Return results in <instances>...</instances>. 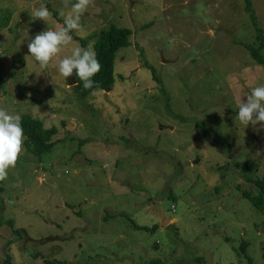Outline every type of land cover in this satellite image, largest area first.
<instances>
[{
    "label": "rangeland",
    "instance_id": "rangeland-1",
    "mask_svg": "<svg viewBox=\"0 0 264 264\" xmlns=\"http://www.w3.org/2000/svg\"><path fill=\"white\" fill-rule=\"evenodd\" d=\"M41 6L48 24L31 18ZM62 8L0 0V107L59 130L42 158L23 142L0 182L1 264H15L12 244L20 264H264V213L243 196L264 178V129L234 119L264 85L246 0H93L41 70L27 43L62 26ZM253 8L264 36V0ZM111 25L130 30L115 83L81 100L57 63L77 45L96 51Z\"/></svg>",
    "mask_w": 264,
    "mask_h": 264
},
{
    "label": "clouds",
    "instance_id": "clouds-1",
    "mask_svg": "<svg viewBox=\"0 0 264 264\" xmlns=\"http://www.w3.org/2000/svg\"><path fill=\"white\" fill-rule=\"evenodd\" d=\"M93 0H63L64 8L59 10L63 25L38 32L27 43L28 55L35 59L41 70L47 69L63 48L71 44V32L80 29L81 16L88 10ZM70 6V7H69ZM64 9H69L65 13ZM33 21L42 20L48 24L51 13L47 7L41 6L30 13ZM102 65L93 47L74 46L70 54L59 59L57 71L61 77H79L85 89L96 86L94 77L101 71ZM43 72H37L39 77ZM31 95V94H29ZM235 122L257 131L264 129V85L256 86L238 103ZM257 126H259L257 128ZM24 131L19 114L10 113L0 107V182L8 178V171L14 168L22 151Z\"/></svg>",
    "mask_w": 264,
    "mask_h": 264
},
{
    "label": "trees",
    "instance_id": "trees-1",
    "mask_svg": "<svg viewBox=\"0 0 264 264\" xmlns=\"http://www.w3.org/2000/svg\"><path fill=\"white\" fill-rule=\"evenodd\" d=\"M247 13L251 16L253 23L257 26L258 36L257 42L254 44H245V46L251 52L254 60L264 65V54L262 50L264 48V36L262 29L257 25V16L253 8V0H246ZM95 45L97 58L99 59L102 69L93 78L96 82V86L92 89H85L83 82L79 77L73 75L71 80L73 82V90L75 91L77 98L84 99L96 91H109L115 83L114 64L116 53L122 47L129 45L130 30L125 28H118L114 25L108 27L100 33ZM22 127L24 131V146L26 150H29L35 157L42 158L45 155L51 154L55 148V137L58 135L59 130L57 127L46 129L44 123L41 120L35 119L32 116L25 114L21 116ZM257 190V193L246 192L243 194L244 198L252 203V205L264 213V178L260 180H249ZM137 229L149 230L146 227L136 225ZM250 243L243 242L242 251L248 255V247ZM249 261L252 263V259ZM197 264H205V260L201 257L196 259ZM1 264V262H0ZM2 264H13L12 260L5 261ZM46 264H61L58 261H47ZM149 264H161L159 260L151 261Z\"/></svg>",
    "mask_w": 264,
    "mask_h": 264
},
{
    "label": "water",
    "instance_id": "water-1",
    "mask_svg": "<svg viewBox=\"0 0 264 264\" xmlns=\"http://www.w3.org/2000/svg\"><path fill=\"white\" fill-rule=\"evenodd\" d=\"M23 244H25V243H23ZM9 252L13 257L15 264H20L22 262L21 254H20V251H19L18 246L16 244H12Z\"/></svg>",
    "mask_w": 264,
    "mask_h": 264
}]
</instances>
